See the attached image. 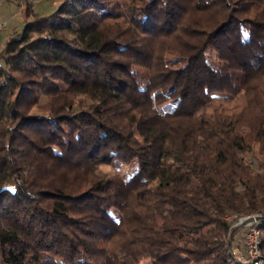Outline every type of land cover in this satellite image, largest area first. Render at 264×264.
I'll use <instances>...</instances> for the list:
<instances>
[{"label": "trees", "instance_id": "16d2710c", "mask_svg": "<svg viewBox=\"0 0 264 264\" xmlns=\"http://www.w3.org/2000/svg\"><path fill=\"white\" fill-rule=\"evenodd\" d=\"M262 4L64 0L10 39L0 52V264H248L227 218L262 213L264 234V177L240 157L252 145L249 107L227 109L213 93L222 77L243 86L246 74L264 76V19L249 16ZM190 6L227 15L152 75L148 42L176 33ZM119 20L133 36L112 30ZM41 97L48 115L31 112ZM100 164L135 167L77 192L42 179ZM117 233L122 247L111 245Z\"/></svg>", "mask_w": 264, "mask_h": 264}, {"label": "rangeland", "instance_id": "374dc122", "mask_svg": "<svg viewBox=\"0 0 264 264\" xmlns=\"http://www.w3.org/2000/svg\"><path fill=\"white\" fill-rule=\"evenodd\" d=\"M64 0H6L0 6V23L6 24L5 28L0 31V52L5 48L6 43L17 37L23 30L24 26L35 19L37 16H46L55 11ZM148 0H120L122 7H138ZM227 15L221 7L214 8L209 11H199L191 6L183 14L178 30L171 36L160 37L148 42L151 56L147 58V64L151 68V74L156 75L158 71L169 66L168 61L179 56L189 54L192 45L197 43V33L200 31H210L222 21ZM249 16L264 19V4L258 10L251 13ZM112 30L123 37L134 35V30L128 22L119 20L112 25ZM207 57L211 63L217 64L219 54L212 49L207 51ZM228 65L237 72H243L242 68L237 66L231 58L225 59ZM243 86H238L229 79L221 78V84L213 93L214 101H229L226 108L241 112L243 107H249L244 113V122L246 123V132L251 138V149L242 153L240 157L243 159L245 166L252 170L254 175L264 177V76L250 78L245 75ZM47 98H40V105L34 107L31 111L33 114L48 115L49 107ZM58 100L56 103H60ZM76 104H80V108L85 109L91 102L86 97H79ZM221 105V104H220ZM218 106V105H217ZM257 106V107H256ZM134 165L124 167L122 170L115 169L112 165L100 164L93 171L85 168L70 169H49L42 173L43 181L56 187H63L71 192L81 191L91 185V180L95 177L113 178L118 175L128 176ZM262 213H253L246 216H231L228 217L231 225V239L234 254L239 261L244 262L246 257L245 237L250 225L248 217H260ZM261 230V229H260ZM261 240L262 234L261 232ZM126 237L120 233L114 235L111 245L122 247ZM264 256V252L262 250ZM117 264H125L123 258L117 259ZM138 264H152L145 259Z\"/></svg>", "mask_w": 264, "mask_h": 264}, {"label": "built area", "instance_id": "2783aa9c", "mask_svg": "<svg viewBox=\"0 0 264 264\" xmlns=\"http://www.w3.org/2000/svg\"><path fill=\"white\" fill-rule=\"evenodd\" d=\"M6 0H0V6ZM6 24L0 23V31L5 28ZM250 225L245 237V251L246 257L244 258V263L248 264H264V256L262 254V240H261V230L259 228L262 222L260 217H248L246 219Z\"/></svg>", "mask_w": 264, "mask_h": 264}]
</instances>
